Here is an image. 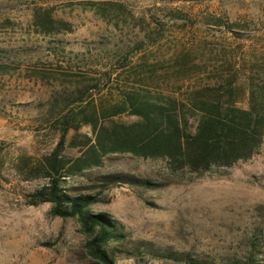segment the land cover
Returning <instances> with one entry per match:
<instances>
[{
    "label": "rangeland",
    "instance_id": "rangeland-1",
    "mask_svg": "<svg viewBox=\"0 0 264 264\" xmlns=\"http://www.w3.org/2000/svg\"><path fill=\"white\" fill-rule=\"evenodd\" d=\"M232 49L264 60V0H0V264L91 262L75 219L50 216L49 203L28 204L45 179L18 170L54 149L55 120L67 114L80 124L127 92L180 98L191 84L210 81ZM183 51L202 67L192 83L169 74ZM84 136L94 141L88 126L68 133L64 158L89 156ZM112 176L153 186L107 182ZM66 187L73 196H97L89 211L123 228L114 264H178L132 258L135 242L204 264H264V143L249 161L202 178L168 175L160 160L107 155Z\"/></svg>",
    "mask_w": 264,
    "mask_h": 264
},
{
    "label": "trees",
    "instance_id": "trees-1",
    "mask_svg": "<svg viewBox=\"0 0 264 264\" xmlns=\"http://www.w3.org/2000/svg\"><path fill=\"white\" fill-rule=\"evenodd\" d=\"M50 24V20L44 22L47 28ZM201 68L193 64L190 51H183L174 58L169 74L180 82L192 83L195 75L203 73ZM154 76L155 71H149L151 80ZM142 91L124 93L121 102L111 107H96L80 124L62 115L54 122L58 135L54 149L37 165L29 166L23 160L18 168L25 176H40L46 181L29 195V205L49 203L50 216L79 223L89 264H114L115 246L123 245L126 235L109 214L89 211L97 196L69 194L68 178L81 174L91 164L98 166L103 157L113 154L160 160L166 164L168 175L184 173L202 178L249 161L264 143V60L247 59L232 49L217 62L210 81L191 84L180 98L171 92ZM124 113L136 120L128 124L113 121ZM81 126L90 127L94 141L84 136L82 144L89 156L70 162L63 156L66 137ZM108 180L153 186L133 176H112ZM129 254L135 259L144 255L178 264H204L190 254L156 250L145 242L133 243Z\"/></svg>",
    "mask_w": 264,
    "mask_h": 264
}]
</instances>
